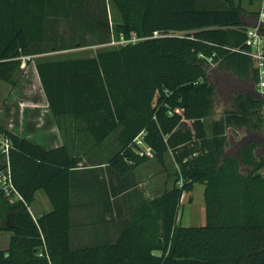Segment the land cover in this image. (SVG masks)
Wrapping results in <instances>:
<instances>
[{
	"label": "trees",
	"instance_id": "obj_1",
	"mask_svg": "<svg viewBox=\"0 0 264 264\" xmlns=\"http://www.w3.org/2000/svg\"><path fill=\"white\" fill-rule=\"evenodd\" d=\"M109 2L121 16L115 36L141 40L102 46L111 38L107 0H0V80L15 86L21 57L36 59L53 117L83 122L96 144L114 136L109 163L122 174L152 157L164 165L169 154L174 183L130 211L115 243L72 248L69 176L78 160L66 144L45 148L0 125L10 141L0 170L8 165L20 196L10 201L0 189V230L11 234L0 264H264V153L257 154L264 141L250 137L230 149L227 135L264 136L256 68L237 51L246 49L255 9L234 0ZM86 46L106 48L43 58ZM221 93L229 101L215 117ZM140 134L154 156L139 153ZM195 184L203 185L205 223L184 226L180 201ZM39 188L53 209L34 218L29 206Z\"/></svg>",
	"mask_w": 264,
	"mask_h": 264
},
{
	"label": "crops",
	"instance_id": "obj_2",
	"mask_svg": "<svg viewBox=\"0 0 264 264\" xmlns=\"http://www.w3.org/2000/svg\"><path fill=\"white\" fill-rule=\"evenodd\" d=\"M107 1L110 14L111 3ZM31 61L28 67L31 66ZM28 71L31 72L21 68L14 74L16 85L10 87L0 105V125L45 148L66 144L78 160L69 176L71 247L115 243L130 211L173 185L174 180L171 181L168 176L170 172L167 171V157L165 156L164 165L152 157L128 174L117 172L109 163L118 150L115 139L110 136L96 144L82 130L83 122H75L67 117H53L35 68V76L32 78ZM22 84L25 85L24 88ZM185 194L184 192L182 198ZM182 198L179 208L183 205ZM52 209V203L44 189H37L34 201L29 206L31 215L37 218ZM182 220L183 217L178 214L177 223L183 225ZM10 235L8 231L0 230V250L7 249Z\"/></svg>",
	"mask_w": 264,
	"mask_h": 264
},
{
	"label": "rangeland",
	"instance_id": "obj_3",
	"mask_svg": "<svg viewBox=\"0 0 264 264\" xmlns=\"http://www.w3.org/2000/svg\"><path fill=\"white\" fill-rule=\"evenodd\" d=\"M198 1L207 2L209 0H198ZM234 2L235 4L242 6L244 9L251 11L257 8L259 0H234ZM109 10H110L109 22H110V27H111V36H115L114 24L116 21H121V16L112 4H110ZM104 48L98 47V46L75 47L73 49H70L64 52H53L51 54H47L43 58L63 59V58L92 57V56H95L97 52H99L100 50L102 51ZM35 60L36 59L34 60L32 59L30 67H28V63H26L25 67L23 68V70L25 71L31 70V72L28 71V75L31 78L35 76L33 73ZM32 62H33V65H32ZM213 68L214 66L210 67V72H209L212 76L217 75V73L214 71ZM219 78L221 79V81H224L225 79L221 75H219ZM22 86L24 88L25 85L22 84ZM10 87L11 86L8 85L6 82L0 80V105L5 99V96L8 94ZM217 99H218V105L215 110V117H218L219 114L222 112V110L226 107V105H228V104H225V101L226 99H228L229 101V97L221 93L219 94ZM227 135L230 141V149H233V147H235V143H237V141H244L245 139H248L250 137L257 138V139L264 141V136L245 133V131L243 130H239L236 133L235 132L232 133L231 131H228ZM112 137L114 138V136H111V138ZM263 153H264V147L259 148L257 150L258 155L263 154ZM166 157H167L166 159L167 171L170 172L168 176L171 178V181H173L176 178L175 171L177 169H176L175 163L173 162L172 158H170L171 156L167 154ZM243 171L245 172V170ZM260 173L264 175V168L260 170ZM187 194L188 193H186L184 195V198H182L183 207L181 206V208L178 209L179 216L181 214V217H183V220H182L183 225L185 226L203 225L205 223V213H204V203H203V185L195 184V187L192 193L189 195Z\"/></svg>",
	"mask_w": 264,
	"mask_h": 264
},
{
	"label": "built area",
	"instance_id": "obj_4",
	"mask_svg": "<svg viewBox=\"0 0 264 264\" xmlns=\"http://www.w3.org/2000/svg\"><path fill=\"white\" fill-rule=\"evenodd\" d=\"M255 11V19L252 23L248 24L245 27L246 49L237 51L246 54L252 59L257 72V84L255 85V92L256 94L262 96L264 94V0H259ZM157 36V32H154L152 35V37ZM141 39L142 38H137L135 36H132L129 39H126L123 35H119L118 37L111 36L109 42L102 46H123L128 43H135ZM29 59L30 57H21L20 68L23 69ZM135 143L139 148L140 154H143V152H145L147 155L151 156V149L145 146L141 134L135 139ZM9 146V139L4 135L2 131H0V153L5 157L8 154ZM177 185H181V182L179 181ZM0 189L2 190L4 195L10 199V201H12L14 198H20L11 184L8 165H6L4 169L0 170Z\"/></svg>",
	"mask_w": 264,
	"mask_h": 264
},
{
	"label": "water",
	"instance_id": "obj_5",
	"mask_svg": "<svg viewBox=\"0 0 264 264\" xmlns=\"http://www.w3.org/2000/svg\"><path fill=\"white\" fill-rule=\"evenodd\" d=\"M263 97H264V94L262 95ZM150 153H151V156H154V152L151 150L150 151ZM8 254H6V256H7Z\"/></svg>",
	"mask_w": 264,
	"mask_h": 264
}]
</instances>
